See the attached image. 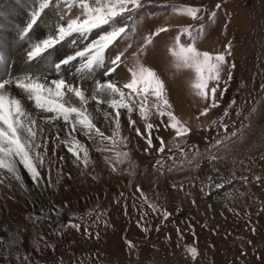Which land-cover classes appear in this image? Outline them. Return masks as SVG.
I'll return each instance as SVG.
<instances>
[{
    "label": "rangeland",
    "instance_id": "1",
    "mask_svg": "<svg viewBox=\"0 0 264 264\" xmlns=\"http://www.w3.org/2000/svg\"><path fill=\"white\" fill-rule=\"evenodd\" d=\"M142 2L144 7L134 13L133 19L127 22L132 28L129 36L118 40L105 51L113 50V54L107 53V68L105 58V63L101 65L103 69L96 67L94 74L90 76L91 73L88 72H77V60L72 65L64 66L63 74L82 87L89 86V89H93L97 81L104 82L109 79L122 85L130 79L128 68L143 43V37L158 27L168 26L170 31L156 37L142 59L160 75L166 74L167 82L170 83L167 84L169 99L174 105L175 114L188 121L193 131L186 138V142L181 143L175 138L172 130L161 129L166 133L162 137L165 141L163 153L156 150L159 147L158 140H154L155 147L149 149L147 142L130 129L126 116L121 118V136L128 138L127 147L119 143L117 138L118 142L113 151H98L97 149L112 145L108 141L93 142L82 133H75L88 148L92 163L85 168L63 147L62 155H70L73 163H78L81 175L77 176L76 171H68L62 177L71 182L80 193L83 190L81 186L95 189L101 176L95 172L93 162L103 163L106 166L107 178L120 181L122 189L120 191L112 183L105 181L100 183L98 189L104 193L118 194L120 197L129 196L135 201V208L139 209L140 213L151 214L152 225L146 226L141 218L136 225L139 234L134 239H130L132 235L128 234L122 237L123 242H131L134 245L129 247L131 254L129 253L128 258L118 259L117 255L107 252L113 228L109 222L110 207L106 203L93 202L78 209H71L60 201L66 195L62 194L67 191L66 186L60 195L52 191L51 200L44 187V196L39 199L41 204L32 208L29 214L21 215L25 225L20 229L14 226L12 234H0V241H3L0 243V264H100L107 260L116 261L117 264H264V0ZM218 4L219 8L216 7ZM185 5L202 7L205 10L199 14L200 19L173 13V8ZM19 6L26 16L23 26L19 27L18 22L15 23L19 21L18 18L12 19L10 23L20 33L29 22L30 13L37 6V0H0V15L7 9L14 13ZM73 11L76 12L77 9ZM49 12H52V19L46 27L44 26L42 32L33 35L35 27L37 29L43 23L42 17L45 13L31 31L33 40L47 34L53 20V10L49 9ZM213 12L214 17L211 15ZM186 25L194 28L202 25L205 27L203 37L197 42L201 50L223 52L230 42L232 54L227 59L235 64V68L231 69L232 79L228 81L227 91L220 100V107L199 120L196 119L199 111L207 105L201 103L190 90L189 81L193 73L183 70L173 75L169 71L171 57L168 46L177 35L178 27ZM102 30H107V26L93 31L87 39L70 37L52 50V53L57 51L56 54H52L42 67L34 71L47 72L55 78L54 69L51 67L55 56L63 54L57 60L59 61L74 54L97 39ZM19 33H15L17 38ZM73 40L76 41L75 44ZM2 51L0 42V55H3ZM120 53H123V63L118 68L126 72V80L119 79L116 71L105 75L113 67L111 61ZM13 64V59H10L7 68ZM25 64H29L27 60ZM0 66L6 67L3 62H0ZM97 71L102 74L96 76ZM20 72L23 71L20 69L15 74ZM228 72L229 68L226 66L222 73L223 80H227ZM74 75L76 78L71 79ZM88 77H91L89 83ZM171 83L175 85L174 91L170 89ZM221 87L224 85L221 84ZM233 100L236 103L229 108ZM253 107L257 108L256 113L245 119ZM225 109H228L229 116L223 118L224 123L230 126V131H240L237 137L226 141L227 148L224 145L212 147V144H215L214 138L224 135L223 129L213 126L212 121H219ZM99 115L98 118L104 120L102 113ZM133 118L143 131L139 116L133 114ZM160 119L153 116L152 122L158 124ZM94 123L105 132L95 117ZM55 126L64 129L66 127L61 121L56 122ZM110 126L111 129L115 127L114 124ZM205 128L208 130H204ZM105 135L110 136L112 133L105 132ZM177 143H180V149L176 147ZM136 146L138 149L135 151ZM115 151L128 152L129 158L118 163ZM62 155H58V160L65 165L67 161L60 159ZM213 155L217 157L216 160H211ZM113 166L115 171L112 170ZM244 177L247 179H242ZM0 180H3V183H0V217L10 213L15 221L20 211L19 194L22 192L28 196V191L20 187L19 181H13L7 176H0ZM42 180L43 178L41 182ZM228 180L232 182L229 184ZM31 183L37 185L33 181ZM220 183L224 184V187L216 188L215 184ZM68 199L69 197L64 198ZM42 201L49 205H44ZM165 212L170 213L167 218L164 216ZM71 223L79 224L80 230L66 227ZM168 228L179 238V246L183 252L182 262L170 261L168 257L159 254L160 249L156 242L167 241ZM85 229L92 235H87ZM13 239L16 243H12ZM192 247L198 251L195 259L189 252Z\"/></svg>",
    "mask_w": 264,
    "mask_h": 264
},
{
    "label": "snow or ice",
    "instance_id": "2",
    "mask_svg": "<svg viewBox=\"0 0 264 264\" xmlns=\"http://www.w3.org/2000/svg\"><path fill=\"white\" fill-rule=\"evenodd\" d=\"M143 7L142 0H37V6L30 13L29 22L19 33L21 40L29 41L26 51V60L29 64L45 59L46 55L51 56L52 50L70 37L87 39L95 30L103 29L104 26H107V30H102L98 38L92 40L83 49H78L74 54L59 61H52L51 67L54 69L55 78L47 72L27 69L14 75L7 71L8 57L0 55V62L6 65V75L0 76V176L15 179L20 182L21 187H24L20 175V166H22L32 181L37 185L40 184L42 179L40 169L44 167L45 156L49 151V125H52L55 131L52 140L55 146L63 145L75 161L83 164L85 168L92 163L89 150L75 133H82L93 142L108 141L112 145L97 149L98 151H113L118 142L117 138L119 143L127 147L128 138L121 136V118L125 116L130 129L147 142L149 149L155 147L153 141L158 140L159 147L156 150L160 153L165 151V141L158 135L161 129L172 130L175 138L181 143L186 142L193 129L189 127L188 121L182 120L175 114L166 81L142 59L154 39L161 33L170 31L168 26L158 27L143 37V43L134 54L133 63L128 68L130 79L122 85L111 79L104 82L97 81L94 88L89 91L63 74L64 66L72 65L77 60L79 67L76 70L79 73H91L96 67L103 65L105 51L118 40L129 36L132 28L127 22L132 20L133 14ZM216 7L219 8L220 5ZM49 9L53 10V20L47 34L33 40L30 36L31 31L42 14ZM74 9L77 11L74 12ZM204 10L202 7L185 5L173 8V13L200 19L199 14ZM211 15L214 17L215 12ZM204 32L203 25L199 28L191 25L179 26L177 35L168 46L171 57L169 71L173 75L183 70L191 71L193 75L189 81L190 90L201 103L207 105L199 111L197 120L200 117H207L212 110L220 107V100L227 91L228 81L232 79L231 69L235 68V64L227 59L232 54L230 42L223 52H209L198 48L197 42L203 37ZM72 42L76 43L75 40ZM122 57L123 53H120L111 61L113 67L105 75L116 71L123 63ZM226 66L229 68L228 78L223 80L222 73ZM221 84L224 85L223 88ZM13 88L18 89L20 94H13ZM25 98L30 102V106L25 102ZM93 101L96 110L102 112L105 126L115 125L111 129L112 135H105V132L94 123V116L88 108ZM235 103L233 100L228 107H233ZM101 105L105 107L101 109ZM256 111V107L251 108L249 116L245 119ZM133 114L139 116L143 131L138 126L137 120L133 118ZM237 115L239 116L240 112ZM153 116L161 118L158 124L152 122ZM227 116L229 111L225 109L219 121H212L213 126L222 128L224 132L222 137L214 138L215 144H212V147L224 145L227 148L226 141L238 136L239 129L230 131V126L224 123L223 118ZM58 121L66 126L63 136L60 135V128L55 127ZM176 147L180 149V143H177ZM145 151L147 152L148 149ZM52 152L55 155V148ZM115 158L118 163H122L129 158V153L115 151ZM60 159L63 160L64 157L61 156ZM216 159L214 155L211 157V160ZM112 170L115 171L116 168L113 166ZM257 179L259 180L260 177ZM231 182V180L227 181L229 184ZM0 183H3V180H0ZM215 187L223 188L224 184H215ZM168 215L170 213H164L165 218ZM66 227L79 231L81 226L71 223ZM84 231L87 235H92L87 229ZM12 243H16V240L13 239ZM128 246L134 247L131 242ZM189 252L193 259L198 255L195 247L190 248Z\"/></svg>",
    "mask_w": 264,
    "mask_h": 264
},
{
    "label": "bare ground",
    "instance_id": "3",
    "mask_svg": "<svg viewBox=\"0 0 264 264\" xmlns=\"http://www.w3.org/2000/svg\"><path fill=\"white\" fill-rule=\"evenodd\" d=\"M22 7H17L16 12L12 13L11 11L4 10L1 12L0 15V42L3 48V55L8 57V63L10 62V59H13L14 64L11 66L9 69L7 68V71L14 74L16 72H19L24 70H31L34 71L35 69H38L46 63V61L50 58V56L46 55V58L43 60L36 61V63L32 62L31 64H25L26 61V51L29 46V41L27 39L21 40L19 37L15 36V33L18 34L17 29L13 27V25L10 23L11 20H17L15 23L18 22L19 27L23 26L24 21L26 20V16L22 13L21 11ZM5 16V17H4ZM52 12L46 11V13L43 15V23L38 26V28L34 29L33 35H38L42 32L44 29V26L48 24V22L51 21L52 19ZM57 52V51H56ZM56 52L52 54H56ZM107 53L113 54V50L109 49L107 52H105V58ZM2 54V53H1ZM51 54V55H52ZM67 55V54H64ZM63 54H59L57 57L55 56V59L53 61H57L60 57H62ZM4 63V62H3ZM2 64V62H1ZM4 66H0V76L4 75L5 72ZM103 69V68H102ZM52 70V69H51ZM52 72V71H49ZM22 73V72H20ZM73 73V72H72ZM116 73L118 74L119 79L126 80L128 77L122 68H117ZM74 74V73H73ZM94 74V71L91 72L90 76ZM102 73L97 71V75H101ZM6 75V74H5ZM4 75V76H5ZM161 77L166 81V85L168 84L167 82V76L166 74H162ZM75 79L76 75L71 77V79ZM91 77H88V83L89 79ZM170 84V83H169ZM168 84V85H169ZM167 85V88H168ZM170 87V86H169ZM83 88L87 89L90 91L89 86L85 85ZM172 91L175 90V85L171 83V88ZM13 94L19 95V90L13 88L12 89ZM169 93V90H168ZM25 102L29 104L30 102L26 101ZM89 106V111L92 112L94 115L96 121L98 124L105 130L107 134H111V126H105L104 120H100L97 115H99L102 112H98L96 110V104L95 102H90ZM174 106V105H173ZM101 109H103L105 106L101 105ZM177 109L182 111H185L183 108L176 107ZM109 111H111L109 109ZM99 113V114H97ZM100 116V115H99ZM104 119V118H103ZM122 125V124H121ZM56 127V126H55ZM49 128V144L48 148L49 151L47 155L45 156V164L44 167L40 169L41 175H42V182H40L39 185H32V180L30 175L27 173L26 170L23 169L22 166H20V175L22 176L23 182H24V188L28 191L27 193L29 194L28 196L25 195L24 193H18L19 194V217L15 219H12V214L7 213L5 216L0 217V234L2 236L5 235V233H10L12 234L14 231V226L16 228H21L25 225L24 220L21 219V215L30 213L32 208H36L41 204V201L39 200L40 198H43V188H46V192L49 193L48 197L51 200L52 198V191L58 193L57 195L61 194V191L64 189V186H66L67 191L62 192L64 198L69 197L68 200H64V198H61L62 205H67L68 207H71V209H78L81 206H84L85 204L93 203V202H103L106 203L110 207V221L111 226L113 228L112 235L110 236L109 244L107 247V252L112 253L114 255L118 256V259L122 258H128V255L130 252H132L131 249H129L128 244L122 241V237L125 235H132L130 239H134L136 235L139 234V230L137 229L136 225L141 221V218H143V223L146 224V226H150L153 223V219H151V214L148 212L145 214H142L139 212V209H136V203L135 201L131 200L129 196H124L120 197L118 194L115 193H104L101 189L99 190L98 187L101 182L105 181L106 183L110 184L112 183L114 187L118 188L120 191L122 189V185L120 184V181L114 180V179H109L106 176L107 170L106 166L102 163L98 162H93V167L96 173H98L100 177V181L98 186H95V189L92 188H84L82 192L80 193L73 187V184L71 182L65 181L62 177L63 174H65L68 171H73L77 172V176H80L81 171L79 169L78 163H73V159L70 155H62L64 152V149H62L64 146L60 145L59 147H56L55 144L52 142V140L55 137V131L53 126H48ZM58 128V127H56ZM60 128V135H64L65 129L62 127ZM166 133L162 130L158 132V135H161L163 137ZM78 135V134H76ZM81 138V137H80ZM79 138V140H80ZM82 140V139H81ZM131 142V141H130ZM132 144V143H131ZM55 148V155H53L52 149ZM135 151L137 148L134 147ZM58 155H62L64 157L63 161H67V164L62 165L61 161L58 160ZM136 155V154H135ZM70 160V162H68ZM62 161V162H63ZM137 161V160H136ZM59 179V183H57V180ZM15 180V179H11ZM50 185H52L50 187ZM21 187V186H20ZM18 188V187H17ZM85 189V190H84ZM19 190V189H18ZM24 191V190H23ZM20 192V191H19ZM51 194V195H50ZM55 194V193H54ZM31 196V197H30ZM62 196V195H61ZM54 197V196H53ZM1 202V201H0ZM43 202V201H42ZM45 202V201H44ZM43 204L46 205L47 203L45 202ZM51 203V201H50ZM1 204V203H0ZM49 205V203L47 204ZM106 205V206H107ZM51 207V206H50ZM47 208V206H46ZM135 208V209H134ZM2 212V211H0ZM10 212V211H9ZM35 212V211H34ZM17 222V223H16ZM17 226H16V225ZM168 239L167 241H159L156 242V244L159 247V254L161 256L163 255L165 258H167L170 261H175V262H182V256L183 252L182 249L180 248L179 244V238L177 235H175L174 231H172L170 228H168ZM143 248V247H141ZM144 249V248H143ZM144 252V251H143ZM149 253V251H148ZM131 254V253H130ZM152 254V253H151ZM150 255V254H149ZM144 256V255H143ZM148 256V255H147ZM151 256V255H150ZM149 256V257H150ZM142 257V255L140 256ZM145 257V256H144ZM156 258L155 256H153ZM152 257V259H153ZM160 257V256H159ZM133 258V256H132ZM146 258V257H145ZM148 258V257H147ZM161 258V257H160ZM142 259V258H141ZM127 260V259H126ZM147 260V259H146ZM149 260V258H148ZM154 260V259H153ZM149 262V261H148ZM100 264H117L116 261H102Z\"/></svg>",
    "mask_w": 264,
    "mask_h": 264
}]
</instances>
